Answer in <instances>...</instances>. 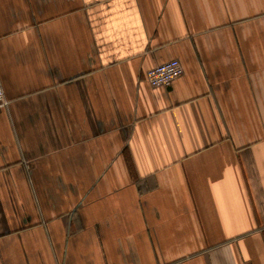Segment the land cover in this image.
<instances>
[{
	"label": "crops",
	"instance_id": "obj_1",
	"mask_svg": "<svg viewBox=\"0 0 264 264\" xmlns=\"http://www.w3.org/2000/svg\"><path fill=\"white\" fill-rule=\"evenodd\" d=\"M0 86V264H264V0H0Z\"/></svg>",
	"mask_w": 264,
	"mask_h": 264
},
{
	"label": "built area",
	"instance_id": "obj_2",
	"mask_svg": "<svg viewBox=\"0 0 264 264\" xmlns=\"http://www.w3.org/2000/svg\"><path fill=\"white\" fill-rule=\"evenodd\" d=\"M181 60L174 58L151 67L146 74L147 81L154 87L166 86L184 74ZM7 105L5 91L0 86V112Z\"/></svg>",
	"mask_w": 264,
	"mask_h": 264
}]
</instances>
